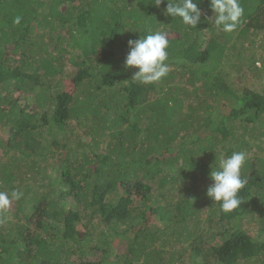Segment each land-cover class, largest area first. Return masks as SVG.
<instances>
[{
  "label": "trees",
  "instance_id": "1",
  "mask_svg": "<svg viewBox=\"0 0 264 264\" xmlns=\"http://www.w3.org/2000/svg\"><path fill=\"white\" fill-rule=\"evenodd\" d=\"M240 3V24L224 33L207 24L208 0L196 28L155 0H0V191L24 193L0 210V264H101L93 258L116 252L114 236L128 245L110 264H264V0ZM157 29L169 33V66L201 73L191 86L132 81L128 41ZM234 33L242 43L231 47ZM228 71L254 80L237 92ZM65 149L52 181L41 169ZM237 151L247 184L240 208L224 213L206 195L210 166ZM165 197L187 228L208 220L196 247H176L174 225L157 229L174 220ZM244 222L258 223L255 234ZM157 240L168 256L149 254Z\"/></svg>",
  "mask_w": 264,
  "mask_h": 264
},
{
  "label": "clouds",
  "instance_id": "2",
  "mask_svg": "<svg viewBox=\"0 0 264 264\" xmlns=\"http://www.w3.org/2000/svg\"><path fill=\"white\" fill-rule=\"evenodd\" d=\"M161 3H166L164 15L171 17L172 21H179L187 28H196L201 23L202 11L199 7V0H155L157 8ZM208 3L212 13L208 22L218 31L224 33L235 31L244 15L240 0H208ZM20 19L16 17L14 23L19 24ZM168 35L166 30L157 29L139 39L128 41L129 50L124 66L126 69H136L132 81L154 85L169 74L170 42ZM246 160L247 154L244 151H237L231 155L221 154L218 162L216 157L215 163L210 166L211 184L206 195L213 203L219 204L220 210L224 213H232L242 204L239 194L247 184V180L242 177V168ZM23 195L24 193L19 189H13L10 192L0 191V210L7 209L13 201L20 200ZM164 206L168 208L171 204ZM168 216H174V211L168 212ZM164 224L167 228L172 226L166 222ZM172 240H175L174 237Z\"/></svg>",
  "mask_w": 264,
  "mask_h": 264
},
{
  "label": "rangeland",
  "instance_id": "3",
  "mask_svg": "<svg viewBox=\"0 0 264 264\" xmlns=\"http://www.w3.org/2000/svg\"><path fill=\"white\" fill-rule=\"evenodd\" d=\"M242 6L244 7L243 3H242ZM211 15H212V13L210 11L207 14V16H206L207 17L206 18L207 22H208V18ZM0 22H2V20H0ZM207 24H210V23L208 22ZM211 28H213V31H218L212 25H211ZM205 31H208V28H206ZM64 32L65 31L62 30V33H64ZM212 35H213V33H212ZM261 35L262 34L259 33L256 38H260ZM219 40L221 42H223L221 40V38ZM229 41H230L229 45H231V47H233L232 46L233 43H237L239 45H240V43H242L240 41V39L236 36V33H234L232 35V38ZM241 49L242 48L237 46L236 49L234 48L233 50H230V51H232V55H230V57L233 56L234 59H235L236 56H237V53L239 54V52H242ZM69 57L70 56H68L67 58H69ZM66 65L67 66H66V69H65V73L70 74L73 71V69H74V65H72V64H66ZM257 66L261 67L262 65H261V63H258ZM228 73H229V81L233 82V86L235 88L234 90H236L237 92L241 91L246 84H250L254 80L253 78L250 77L249 73H246V72L242 73V75L239 74L240 72H238V74L237 73L235 74L232 71H228ZM200 74L199 75L197 73L193 74L192 73V68H190L189 66L185 68V67H183V65H175V66H171L170 67V71H169L168 75L172 76V77H175L176 83H178V84H180L182 86H191L192 84H194L195 78L197 79L199 77V79H200ZM198 83H200V85L202 86L204 91L209 90V87L203 86V83L201 82V80H198ZM160 84H162V83H160ZM187 88L189 90H191V88H189V87H187ZM221 110H222V108L218 107V111H221ZM116 128L117 127L112 129L111 131H109L110 135L113 134L114 137L112 139H114L115 141H117V139L115 137V133H118L116 131ZM66 152H67V150L65 149L64 151L59 153V156L56 157V160L58 161V163L53 168L52 167L47 168V167L43 166V168L41 169L42 172H44V171H48L49 172L48 176H49L50 179H52V181H54L55 177H58V173L59 172H63V168L62 167L58 168V171L55 168L59 167L61 165V162L63 161ZM78 153H80V152H78ZM73 157L76 158V168L80 167L81 162H83L82 161L83 160L82 157L80 155L78 156L77 152H75V154H73ZM87 163L88 162H86V164ZM112 170L116 171L114 168H112ZM177 181H178L179 185H183V181L184 180H181L179 175L177 177ZM206 185H208L207 182L205 183V186ZM170 188H171V186H165V187L162 188V191H164V192L169 191ZM160 200H161L160 205H167L168 206L169 204H171L173 206L172 211H174V220H173L172 223H170L168 225H172V226L174 225L176 233H175V235L170 233V235L172 236V238L174 237L175 240H173V241H174V243H177L176 247H178V248L186 247L189 244H191L193 247H196L197 242H199V238H201L203 233H205L206 230H207V228H205V226L208 225V220L206 219V217L203 220L196 219V222L193 221V222L189 223L188 224V228H187L186 225L183 224L185 222L184 220L182 221L181 218H180L179 220H181V221H179V220L177 221L178 216L176 218V215H179L180 213H183L184 210L183 211H181V210L178 211V209H175V207H177V205L174 202V198L165 197V199L163 198V199H160ZM198 213L201 214V217L203 215L204 216L209 215L208 208H206V207L202 208L201 212H198ZM154 218H155V220H160L159 216H154ZM164 221L168 222L169 220L166 219ZM164 221H160V224L157 227L158 230L159 229L161 230V228H162V226L164 224ZM96 223H98V222H96ZM99 224H101V223H99ZM104 224L105 223H102L101 227L105 230L104 232L109 233L108 230H107V227H105ZM257 224L258 223H256V222H254V223H252V222H250V223L244 222L243 224H241V227H242L243 230H246V231H249L250 233H254L255 234L257 228L259 227ZM213 230L217 231L216 228H214ZM129 235H131V234H129ZM122 241H123V244L121 245L120 243H122ZM127 242H128V240H125V239L123 240L122 237H119V236H114V237L110 238V249L112 250L113 248H116L115 249L116 252L115 253L114 252H108L105 255H103L101 252H97V258L96 259L93 258V261L101 263V264H110L112 262L115 263L118 260H123L125 255H126V249H127V245H128ZM146 244L151 245V247H150V249L148 251L149 254L154 255V256H164V255L168 256V254L157 255V253L162 251L164 249V247H165L163 245V242H161L159 240H157V241H148ZM154 251H155V253H153ZM71 258H72V256H71Z\"/></svg>",
  "mask_w": 264,
  "mask_h": 264
}]
</instances>
